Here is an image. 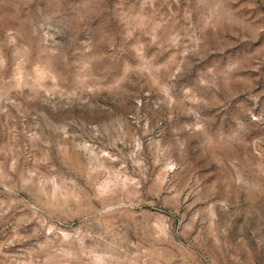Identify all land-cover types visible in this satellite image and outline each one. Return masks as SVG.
<instances>
[{
  "label": "rangeland",
  "instance_id": "1",
  "mask_svg": "<svg viewBox=\"0 0 264 264\" xmlns=\"http://www.w3.org/2000/svg\"><path fill=\"white\" fill-rule=\"evenodd\" d=\"M0 264H264V0H0Z\"/></svg>",
  "mask_w": 264,
  "mask_h": 264
}]
</instances>
